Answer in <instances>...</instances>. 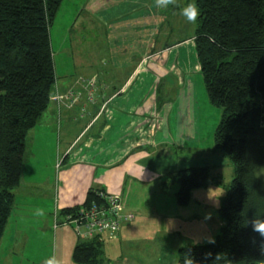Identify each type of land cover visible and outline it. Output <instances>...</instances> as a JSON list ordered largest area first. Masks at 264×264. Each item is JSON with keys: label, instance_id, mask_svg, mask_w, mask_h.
<instances>
[{"label": "rangeland", "instance_id": "1", "mask_svg": "<svg viewBox=\"0 0 264 264\" xmlns=\"http://www.w3.org/2000/svg\"><path fill=\"white\" fill-rule=\"evenodd\" d=\"M188 2L178 0L181 6ZM197 26L198 18L189 23L179 7L157 9L155 0H62L50 25L56 81L73 83L70 88H82L88 97L93 98L92 90L102 79L119 82L135 66V57L148 54L130 89L148 98L141 116L147 119L146 132L140 137L149 156L124 185L103 182L111 187L110 193L122 197L123 213L132 214L120 238L116 239L118 231L113 237L102 234L104 264H175L180 246L214 241L221 234L219 209L235 169L215 146L221 108L209 102L204 87L193 41ZM118 66L123 69L114 68ZM88 80L94 84L86 86ZM55 91L56 84L52 94ZM66 110L60 113L57 102L50 100L26 134L21 179L0 239V264H45L50 258L56 264H81L72 253L83 237L64 221L61 206L56 207L68 189L59 172L70 167L69 159L83 143L82 139L69 154L64 151L69 134L85 121L77 115L76 121L66 120ZM205 165L208 179L192 188L181 204L173 173ZM80 168L78 164L75 169ZM258 175L264 186V166ZM37 208L44 209L43 217L34 215Z\"/></svg>", "mask_w": 264, "mask_h": 264}, {"label": "trees", "instance_id": "2", "mask_svg": "<svg viewBox=\"0 0 264 264\" xmlns=\"http://www.w3.org/2000/svg\"><path fill=\"white\" fill-rule=\"evenodd\" d=\"M62 0H0V239L19 185L28 130L47 108L56 84L50 25ZM199 6L194 46L209 102L221 108L214 142L234 165L235 175L220 206L221 234L214 243H189L175 264H264V238L252 231L253 215L264 218V0H195ZM209 167L189 166L172 175L184 204L204 185ZM91 185L73 213L98 201ZM219 257V259H217ZM72 258L100 264L102 241L82 239Z\"/></svg>", "mask_w": 264, "mask_h": 264}, {"label": "crops", "instance_id": "3", "mask_svg": "<svg viewBox=\"0 0 264 264\" xmlns=\"http://www.w3.org/2000/svg\"><path fill=\"white\" fill-rule=\"evenodd\" d=\"M147 56L148 54L142 55L140 60H138V56L135 57L137 59L135 66L119 82H116V79H110L109 82L102 79L98 88L92 90L93 98L85 95L81 88L78 102L71 109L64 111L66 120L70 118L76 121L74 115H77L78 118L80 117L85 121L80 130L70 133V136L68 135L69 139L66 142L68 144L64 147V151H68L69 154L75 145L83 139L82 146L78 148L74 157L69 159L77 165H73L71 162L70 167L59 172L60 179L63 178L67 181L68 189L61 202L56 200L57 208L82 204L85 199L84 190L91 185L100 186L105 192L110 193L112 189L105 186L106 180H110L114 184L113 186L117 187L119 184L124 185L128 177L139 173L137 164L149 156L147 145L142 142L143 138L140 137L146 132L143 124H147V119L144 120L141 116L148 103V98L139 97L138 89L131 90L130 83L135 72L140 69L139 66L143 64L140 65V63ZM114 68L123 69L121 66ZM151 69L155 70L153 66ZM65 84L61 85L56 81L57 90L65 92L73 85V83ZM92 99L94 102H91ZM63 108L61 106L60 113ZM76 111L81 112V115L77 114ZM78 164L81 168L75 169ZM93 166L97 167V171L100 170L99 175ZM122 193H124V188H122ZM56 207L55 209L58 210ZM123 209L124 202L122 200ZM128 221L130 220L120 222L116 239L120 238L122 229L130 223ZM98 239L102 241L103 245L104 240ZM104 261H106L105 251L102 249L100 264H104Z\"/></svg>", "mask_w": 264, "mask_h": 264}, {"label": "built area", "instance_id": "4", "mask_svg": "<svg viewBox=\"0 0 264 264\" xmlns=\"http://www.w3.org/2000/svg\"><path fill=\"white\" fill-rule=\"evenodd\" d=\"M93 80H88V85H93ZM85 87V85H83ZM80 91L68 88L65 92L57 90L51 95V100L61 106L70 109L80 99ZM98 201H93L86 206H80L73 213H67L63 216L66 223L73 225L74 230L83 239L98 237L102 239V234L115 236L119 230L122 220H129L132 214L123 213L122 197L117 193L98 192Z\"/></svg>", "mask_w": 264, "mask_h": 264}, {"label": "clouds", "instance_id": "5", "mask_svg": "<svg viewBox=\"0 0 264 264\" xmlns=\"http://www.w3.org/2000/svg\"><path fill=\"white\" fill-rule=\"evenodd\" d=\"M169 6L179 7L180 14L189 23H196L198 16L200 15L199 6L195 3V0H189L188 3L182 6L178 3V0H155V7L157 9H167ZM34 215L37 217H43L45 215L44 209L37 208L34 210ZM250 223L252 231L257 233L260 237L264 238V218L260 214H255L251 218ZM210 243H214L213 240H209ZM219 259V257H217ZM45 264H56L53 258L47 259ZM184 264H193L191 258H186Z\"/></svg>", "mask_w": 264, "mask_h": 264}]
</instances>
